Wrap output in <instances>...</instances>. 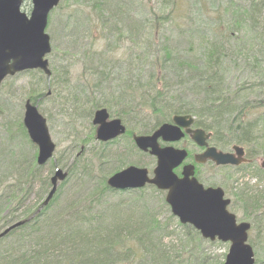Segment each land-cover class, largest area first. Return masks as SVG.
<instances>
[{
  "label": "rangeland",
  "instance_id": "374dc122",
  "mask_svg": "<svg viewBox=\"0 0 264 264\" xmlns=\"http://www.w3.org/2000/svg\"><path fill=\"white\" fill-rule=\"evenodd\" d=\"M247 1L60 0L50 12L46 27L51 43V52L46 55L51 76L32 69L7 77L0 87V192L6 189L5 183L19 176L14 162L21 157L30 160L35 150L37 152L23 123L26 100L35 102L55 144L53 158L34 176L32 192L17 213L19 219L25 218L26 211L37 208L45 199L50 190V185L43 189L45 180L50 181L56 168H60L68 176L66 183H60L64 186L56 209L61 211L73 201L86 203L83 206L92 208L93 212L103 211V222L112 225L114 219L125 218L127 208L134 212L131 216L135 221L145 205L147 213L164 227L162 244L172 254L167 264H223L230 243L212 242L200 235L201 240L193 227L181 224L164 203L166 191L151 185L142 191L121 194L106 191L99 198L92 195V206L78 199L86 197L81 196L82 193L100 191L98 183L102 177L107 179L129 165L146 167L153 175L156 158L138 150L132 135L140 134L141 129L153 128L159 118H164L150 107L148 94L138 96V89L149 86L148 70L163 61L165 50L175 59L199 61L205 46L213 41L222 48L223 67L230 72L231 87L251 79L258 82L251 71L256 56L247 54L252 45L254 53H258V44L247 39L252 31L240 21L242 13L247 12ZM32 7L31 0H24L21 10L29 15ZM232 31L235 34L228 39L225 35ZM261 68L264 71V63ZM260 87L253 95L258 93L264 97V84ZM158 88H163V82ZM177 89L181 90L179 84L170 92L174 94ZM173 98L166 97V104L161 105L168 109L177 105ZM100 107L107 108L111 118L124 120L125 135L111 142L96 139L92 120ZM257 137L260 154L248 155L253 159L251 164L244 163L236 170L201 167L206 184H216L225 190L231 199L229 209L239 222H254L258 217L238 201L237 195L244 193L242 189L249 188L252 194L264 197V169L261 167L264 129L258 131ZM173 145L194 150L186 138ZM7 176L9 178L1 182ZM132 229L134 227L124 229V242L114 247L122 258L117 264H152L151 255L139 252L137 246H142L136 236L127 235ZM254 229L249 234L251 244ZM0 246L5 247L6 243ZM129 246L133 249L126 252ZM262 246H257L260 258L264 257V243Z\"/></svg>",
  "mask_w": 264,
  "mask_h": 264
},
{
  "label": "trees",
  "instance_id": "16d2710c",
  "mask_svg": "<svg viewBox=\"0 0 264 264\" xmlns=\"http://www.w3.org/2000/svg\"><path fill=\"white\" fill-rule=\"evenodd\" d=\"M247 2V12L242 13L240 21L252 31L247 39L258 44L256 48L259 52L256 54L254 45L247 49L248 55L256 56L251 63V71L258 82L251 79L231 87L230 72L227 67H223L225 63L222 48L220 44L212 43L213 41L205 46L199 61L175 59L169 50H165L163 61L156 66L153 64L154 67L148 70L149 86L138 89V96L148 94L150 107L164 118H159L153 128L141 129L140 134L153 133L160 124L170 121L174 114H191L196 119V126L212 132L210 141L216 147L226 149L242 145L249 156L260 154L257 136L258 131L264 129V97L257 95L258 93L253 94L264 84V71L261 68L264 63V0ZM232 34L235 33L227 32L225 36L230 39ZM160 82H163V88L159 89ZM175 84H179L181 90L177 89L172 94L170 90ZM168 96L174 97L173 100L177 103L169 109L161 105L166 104ZM36 154L35 150L30 160L21 157L14 162L15 173L19 176H15L13 182L5 183L6 189L0 192V232L19 220H25L0 239V245L6 243L5 247L0 246V264H117L122 258L114 247L122 245L124 229L131 227L134 229L128 230L127 235L136 236L137 242L142 246H137L139 252L145 251L151 255L152 264H167L172 258V254L162 244V223L147 213L145 205L135 221L131 216L134 212L127 208L125 218L114 219L111 225L103 222V211L93 212L92 208L83 206L86 203L73 201L61 211L56 209V202L64 186L60 184L48 205L43 206V200L37 208L26 211L25 218L19 219L17 213L25 198L32 192V181L43 168L37 164ZM8 178L9 176L1 182ZM45 181L44 190L48 185L51 187L50 181ZM98 185L101 186L100 191L96 189L82 193L81 196L86 197L78 201L85 200L92 206V195L99 198L106 191L123 193L109 187L106 176L102 177ZM242 190L244 193L237 195L238 201L258 215L254 222L249 221L250 231L253 232L255 228L250 244L254 248L256 263L264 264V257L260 258L257 250V246L264 243V197L262 194H252V190L246 187ZM164 203L168 206L165 200ZM195 233L200 237L197 231ZM200 239L202 240L201 237ZM132 249L129 246L126 252ZM187 254L193 256L192 253Z\"/></svg>",
  "mask_w": 264,
  "mask_h": 264
},
{
  "label": "water",
  "instance_id": "95a60500",
  "mask_svg": "<svg viewBox=\"0 0 264 264\" xmlns=\"http://www.w3.org/2000/svg\"><path fill=\"white\" fill-rule=\"evenodd\" d=\"M30 15L21 10L24 0H0V86L7 76L17 72L41 69L51 76L48 60L45 56L51 52L50 37L45 32L48 16L60 0H31ZM106 108L95 111L93 124L97 125V140L107 142L123 135L126 126L120 118L109 119ZM24 126L33 143L38 146V165H44L53 157V143L46 119L39 113L37 106L30 100L25 103ZM191 115H175L173 123H164L152 134H134L137 147L156 156L157 164L153 176H149L146 167L130 165L111 175L107 183L115 189H136L147 184L155 185L167 191L166 202L174 216L182 224H190L200 231L202 237L211 241L230 242L224 264H255L254 251L248 243L249 222H238L228 206L230 199L225 198L221 187L205 188L194 176V166L183 167L181 176L174 169L186 159L188 152L174 146L162 147L159 139L175 142L190 134L200 146H207V134L203 129L192 130ZM234 152H223L216 147H208L202 154L196 155L198 162L212 160L217 165H239L247 161L242 146L235 145ZM264 168V159L262 160ZM67 172L57 168L51 177V190L43 202L48 205L57 191L59 182L65 180ZM18 221L0 233V239L14 228L22 225Z\"/></svg>",
  "mask_w": 264,
  "mask_h": 264
},
{
  "label": "flooded vegetation",
  "instance_id": "af4514ba",
  "mask_svg": "<svg viewBox=\"0 0 264 264\" xmlns=\"http://www.w3.org/2000/svg\"><path fill=\"white\" fill-rule=\"evenodd\" d=\"M169 122H171V121H169ZM191 126V128L192 129H197V128H199V127H197L196 126V124H195V119H194V121H193V123L190 125ZM186 137V139H188V141H189V143L190 144H192L193 145V147H194V150H192L190 147H185L187 150H188V157H187V159L185 160V162L183 163V165L182 166H180V168L182 169L183 168V166L185 165V164H193L194 166H195V176H196V178L199 180V182H201V183H203L204 185H205V187H208V186H213V187H217L218 185H216V184H212V185H210V184H206L205 183V181L202 179V176H201V174H202V170H201V167H205V166H209V167H211L212 169H215V168H220V167H228V168H230V169H238L239 167H240V165L239 166H233V165H224V166H220V165H217V164H215L212 160H206L205 162H197V160H196V155L197 154H201V153H203L206 149H207V147H205V146H199V145H197L193 140H192V138H191V136L190 135H186L185 136ZM208 143H209V146H213L211 143H210V139L208 140ZM233 147V146H232ZM226 152H233V149L231 148L230 150H225ZM245 157L247 158V163H249V164H251L252 162H253V159H251L249 156H248V153H247V150L245 149ZM262 160V159H261Z\"/></svg>",
  "mask_w": 264,
  "mask_h": 264
}]
</instances>
